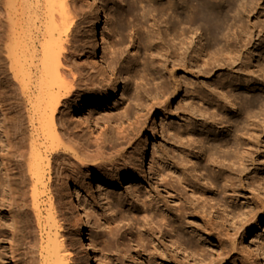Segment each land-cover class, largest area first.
<instances>
[{
	"label": "rangeland",
	"instance_id": "1",
	"mask_svg": "<svg viewBox=\"0 0 264 264\" xmlns=\"http://www.w3.org/2000/svg\"><path fill=\"white\" fill-rule=\"evenodd\" d=\"M160 1L162 2V0H96L104 15V24L99 27L98 31L101 36V50L98 54L101 57L100 61V57H93L94 55H91L88 48V26L91 18L89 15L92 14V11L87 1L69 0L70 3L72 2V6L76 5L74 8L78 10H76L78 14L75 19L77 25L69 36L70 38L75 35L71 37L70 43L73 42L72 47H75L76 50L74 51L72 48L67 50L68 53H71H69L71 62L69 60L68 62L73 65L67 64V66L73 69L79 68L78 70H82V72H97L102 69L101 72L105 70L107 79H110L112 77L111 70H109V65H106L108 59L114 56L115 59L114 57L113 59L116 61L113 60V62L116 63L113 75L117 77L120 85L116 101L107 102L87 118H83L87 114V105H81L73 113L70 126L73 127L76 121L84 130H90L94 134L100 130L98 127L102 126L103 119L116 118L115 116L120 118L128 106L130 114L127 121L123 122V125H127L126 123L133 121L137 115L145 112L154 102L157 103L165 98V96H159L155 89H157V84L161 80L163 81V77L164 80L167 79V71L172 68V61L170 58L165 59L161 45L167 46L172 41L176 42L180 37L179 31L183 27L184 31H187V35L193 38L188 55H192L193 50L198 46L206 50L209 49L211 53H214L209 61L217 59L216 65H213L209 74L199 73L200 66L190 59H188L185 69L181 65L180 67L174 66V77L178 79L179 90L177 94H174L175 91L171 93L162 114L158 113L160 108L156 107L146 118H143L145 116L140 118L142 121L140 123L141 134L154 148L155 155H162L164 150L176 146L180 150L187 151L186 153L189 152L191 162L197 160L195 154L201 148L200 141L204 145L203 148L213 142L219 143L226 139L235 144V138H237V134H240L237 142L242 141L243 143L240 147L238 143L235 144V149L241 154V147H245L244 143L249 142L247 145L249 156L245 160L247 168L242 169L238 161L232 163L231 160L234 157L231 151L232 147L228 149L222 145H219L214 152L217 154V159H220L215 164H212L210 160L202 162L200 170L194 171L191 162H187L184 167L197 181L198 186L206 190V198L202 202L211 204L209 208L213 210V214H208L209 209H207L205 212L200 211L201 216L199 215V217H183L181 225H178L175 230L168 231L170 224L160 225L163 229L162 234L156 232L155 235H161L159 240L166 246L165 252L176 257L175 261L167 263L160 262V259L149 261V256L143 251H139V245L135 242L138 232L141 236H145L150 231L142 216L144 213L141 211L139 203L147 193H152L156 187L157 169L162 168L159 167L157 156L147 161L142 177L131 181L118 180V184L113 187L104 186V189H98L93 180L87 183V178L84 175L75 179L73 183L68 184L67 188H71L72 192L75 191L73 196L77 197L76 202L86 213V236L93 242L95 253L93 260L86 262L77 249L73 248L77 247L76 230L78 225L74 222L76 211L65 203L67 199L65 187L62 188L63 192L58 193L61 196V201L55 216H61L57 217L61 223L58 222L59 227L49 226L51 223L47 222L49 201L44 197L49 196L48 190L41 192L43 195L41 194L39 203L40 224L37 222L31 205L25 204L20 198L17 199V208L12 213L17 214V218H19L18 232L12 236L15 247L12 250L8 247V241L12 239L8 233L12 227L10 221L13 214L8 211V200L1 202L2 197L5 195L9 197L10 194L6 185L7 181H4V167L0 160V221L2 223L0 264H42L40 251L45 250L43 247L50 240L47 233L52 238L56 235L57 240L64 239L65 244L74 254L73 258L79 257L77 260H66V263L70 264H205L212 256H216L220 248H231L235 245L236 242L233 241L236 239L234 234L238 230V224L249 217L255 221V224L243 239L244 245L241 248L239 245L237 246L236 254L240 258L236 259L234 263L243 264V261L245 264H264V0H216L219 9L225 13V16L218 20L221 31L213 35L201 31L199 33V30L193 28L190 19L179 24L176 17H172L167 12L160 16H158L159 14L154 15L152 6ZM205 1L208 3V0ZM165 2L166 0H163V3ZM168 22L172 24L171 27H168ZM157 31H167L168 35L160 41L156 37ZM168 37L175 38L168 41ZM245 39L248 41L247 45L240 46ZM226 44L232 49V52L237 53L235 59H229L231 62L226 60L224 53ZM78 46L80 47L78 48ZM176 46L179 51V44L176 43ZM219 50L223 54H220ZM115 53L120 56L114 55ZM163 64L164 67H162ZM93 67L96 68L95 71ZM10 76L6 60L0 58V157L8 150L9 142L3 113L11 116L15 109L10 107V103L19 100L10 97ZM196 90L200 99H192L194 108L191 109L192 106L187 107V102L191 100L188 94ZM101 120L103 121L100 124ZM152 121L154 122L152 123ZM96 122L99 123V126H96ZM109 122L112 125L116 123L115 119L112 121L107 119V123ZM153 126H155L154 135L150 137L151 132L148 129ZM228 129L229 134H227ZM175 130L179 131L178 139L169 136ZM27 132L25 123L23 133ZM108 133L110 134V131ZM10 139L13 142L16 141L12 135ZM137 144V141L134 140L132 147L128 150L140 146L141 153H144V146ZM162 149L164 150L162 151ZM9 158L12 161L11 165L15 166L14 159L16 157L9 156ZM173 167L174 165L171 167L170 164L165 168L166 170H176ZM231 171L233 174L230 173ZM161 172L164 173V171ZM198 174L203 178H200ZM229 174L237 179L232 193L233 198L229 205V209L236 217V227L230 226L223 219L227 200L230 199L228 190L223 189L228 183L224 177ZM47 176L48 174L45 177ZM14 177L18 178L17 181L22 178L17 172ZM16 185L18 186V182ZM14 192L18 194L19 190H14ZM159 195H167V193L160 190ZM159 203H161L160 199ZM169 203L171 204V202ZM148 209H146V214L149 213ZM216 213L219 216H214ZM170 220L172 224L176 225L175 216ZM204 220L206 222L211 220L218 230L221 229L222 233H226L223 235L220 245L203 231L189 226V223L202 225ZM146 227L147 230H145ZM174 238L179 239L180 246L178 248H175L176 244L172 243ZM158 245L161 248L160 243ZM250 245L257 248L256 257L250 251L252 248ZM180 247H184L185 250L180 252ZM231 253L232 251L229 255ZM233 256L235 255L231 257ZM214 264L229 263L226 257L223 260H217Z\"/></svg>",
	"mask_w": 264,
	"mask_h": 264
},
{
	"label": "bare ground",
	"instance_id": "2",
	"mask_svg": "<svg viewBox=\"0 0 264 264\" xmlns=\"http://www.w3.org/2000/svg\"><path fill=\"white\" fill-rule=\"evenodd\" d=\"M86 1L92 11V14L89 15L91 18L88 26V48L91 55H94L93 57H100L98 54L101 50V36L98 31L99 27L104 24V15L96 0ZM69 3V0H0V58L6 60L7 69L11 75L10 97L19 99L10 103V107L13 110L15 109L11 116L3 113L9 142L7 144L8 150L4 155H1L0 160L4 167V181H7L6 185L10 195L9 197L6 195L0 197L1 202L8 200V211L13 214L12 211L17 208V199L20 198L25 204L31 205L37 222L40 224L39 215L41 210L39 203L41 202V194L43 195L41 192L48 190L49 196L44 197L49 201H47L49 203L47 222L51 223L49 226L59 227L61 223L57 217L60 215L55 216V213H57L56 209L60 206L61 201V196L58 193L65 187L67 196L65 203L76 211L73 215L74 222L78 225L76 230L77 247L73 248L77 249L86 262H91L95 253L93 242L86 236V213L76 202L77 197L73 196L75 191L72 192L71 188H67L68 184L73 183L75 179L82 177V175L86 176L87 183L93 180L98 189H104V186L113 187L118 184V180H137L142 177L147 161L157 156L159 167L162 168L157 169L156 187L152 193H147L139 203L142 208L141 211L144 213L142 216L150 231L145 236H141L138 232L135 236V242L139 245L138 250L149 256V261H155L156 259H160V262L163 261V263L175 261V256L165 252L166 246L159 240L161 235H155L156 232L162 234L163 229L160 225L167 226L170 224L168 231L175 230L178 225H181L183 217H199L200 211L205 212L209 209L207 211L209 214L213 210L209 208L211 204L202 202L206 198V190L198 186L197 181L184 167L187 162H191L189 152L186 153L187 151L180 150L175 146L167 149L168 151L162 149V151L164 150L162 155H155L154 148L141 134L140 123L142 121L140 118L143 116H145L143 118H146L156 107L160 108L158 113L162 114L171 93L175 91L174 94H177L179 84L178 79L174 77V66L180 67L181 65L185 69V65L190 59L200 66L199 73L209 74L213 65H216L217 59L209 61L214 53L200 46L195 48L193 54L189 56L188 49L193 42V38L187 35V31H184V28L181 27L180 37L176 42L172 41L167 46L161 45L165 59L170 58L172 61V68L167 71V79L164 80L162 76L163 81L161 80L157 84V89H155L159 96H165V98L157 103L154 102L146 111L144 110L145 112L135 118L133 117L134 120L126 123L127 125H123V122L129 117L130 113L129 107L125 106L123 116L112 118L115 119V124L107 123V119L112 121L108 117L106 120L100 121V124L103 121L100 127L97 120L96 126H99L98 129L100 128V130H97L98 132L94 134L90 130H84L76 121L73 122L75 125L71 127L73 113L81 105H87V114L83 118L92 116L96 109L102 108L107 102L117 100L120 85L117 77L113 75L116 62H113L115 57L112 53L114 59L111 55L109 57L112 58H109L108 62L105 59L108 63L106 66L109 65V70H111L112 77L110 79H107L104 69L103 72H101L102 69L97 72H82V70H78L79 68L73 69L67 66V64L73 65L68 62L71 53L69 52V54L67 50L69 48L76 50L75 47H72L73 42L70 43L72 41L71 37L75 35L70 38L69 36L77 25L75 19L78 14V10L74 8L76 5L73 3L75 6H72V2ZM152 7L154 15L159 14L158 16H160L167 12L172 17H176L179 24L190 19L195 30H199V33L200 31L206 32L209 35L221 31L218 20L225 16V13L219 9L216 0H208V3L205 0H166L163 3L162 0V2L160 1ZM171 25L168 22V27H171ZM224 34L223 36L226 37ZM156 35L160 40L165 38L168 32L157 31ZM174 38L168 37V41ZM74 42L76 43V41ZM176 43L179 44V51ZM247 43L248 41L245 39L240 46L245 47ZM219 53L223 54L220 50ZM224 53L226 54V60L229 62H231L229 59L237 57V53L232 52L227 44ZM99 60L101 61V57ZM162 67H164V64ZM196 91H191L188 94L191 100L187 102V107L192 106V99H200L198 91ZM192 108L194 107L192 106ZM149 119L151 118L149 117ZM25 123L28 129L26 134L23 133ZM148 130L151 132L150 137H152L155 126L150 127ZM227 134H229V129ZM11 135L15 137V142L11 141ZM237 135L235 144L238 143V138H240V134ZM169 136L178 139L179 131L175 130ZM134 140L137 141V145L144 146V153H141L140 146L128 150L132 147ZM242 143L240 141L238 146H242ZM235 144L226 139L219 141V143L213 142L203 148L204 145L200 141L201 148L195 154L197 160L191 162L192 168L196 171L197 169L200 170L203 165L202 162L210 160L212 164H215L217 160L220 161V159H217V154H214L219 145L228 149L232 147L231 151L234 157L231 162L238 161L242 169L247 168L245 160L249 156V147L247 146L249 142H245V147H241V154L236 151ZM9 156L16 157L14 159L15 166L11 165L12 161H10ZM236 157H238L237 160ZM170 164L171 167L174 165L176 170H166L165 167ZM161 171H164V173ZM16 172L22 177L20 181H17L18 178L14 177ZM46 174H48L47 177H45ZM198 175L203 178L200 174ZM224 178L228 183L223 189L228 190L230 199L227 200L223 219L230 226L236 227V217L229 209V205L233 198L232 193L237 179L231 174ZM17 182L18 186L16 185ZM14 190H19L18 194H15ZM160 190H164L167 195H159ZM159 199L161 203H159ZM146 209H148V214H146ZM173 216H175L176 225L172 224L170 220ZM214 216H219V214L216 213ZM18 222L17 214H13L10 221L12 227L8 233L11 238L18 232ZM254 224L255 221L251 217L240 222L238 230L234 234V237H236L233 241L236 242L235 245L231 248H220L216 256H212L205 264H214L217 260H223L226 257L229 264H235V260L240 258L236 254L237 246L239 245L241 248L244 245L243 239ZM190 225L193 226L192 228L203 231L218 245L222 242L223 235H226V233H222L223 230H218L211 220L208 222L204 220L202 225L189 223ZM1 226L0 221V233ZM138 227L137 229H139ZM145 230H147V227ZM55 236L52 238L47 233L50 240L43 247L45 250L40 251L42 264H70L66 263V260H77L79 257L73 258L74 254L69 250V246L65 244V240L62 238V240H57V236ZM178 240L177 238L172 240V243L176 244L175 248L180 246ZM8 242V247L12 250L15 247L14 239H9ZM158 243H160L161 248ZM250 246L252 247L250 251L256 257L257 248ZM180 249V252L185 250L184 247H180ZM230 251L232 253L229 255ZM232 255H235L234 258L231 257ZM242 263L245 264L243 261Z\"/></svg>",
	"mask_w": 264,
	"mask_h": 264
}]
</instances>
